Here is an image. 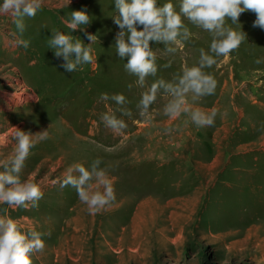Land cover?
<instances>
[{"label": "rangeland", "instance_id": "rangeland-1", "mask_svg": "<svg viewBox=\"0 0 264 264\" xmlns=\"http://www.w3.org/2000/svg\"><path fill=\"white\" fill-rule=\"evenodd\" d=\"M167 2L156 0V7ZM171 2L179 12L181 0ZM74 10H85L89 21L70 29ZM180 15L176 40L149 41L156 72L140 84L125 68L129 57L117 51L120 32L126 42L129 32L115 23L122 19L115 0H42L34 16L23 17V33L16 18L0 13V171L10 167L19 130L48 132L36 138L19 173L42 197L29 207L0 203L22 231L44 233L31 264H264V29L253 27L252 10L237 24L226 18L225 26L246 36L228 56H216L214 32ZM57 31L79 39L92 60L62 67L67 61L49 44ZM201 49L216 59L202 69L214 75L215 92L185 93L188 111L170 116L165 106L177 97L162 85L142 113V93L161 79L177 84L186 67L199 65ZM105 92L123 93L126 102L102 99ZM195 108H215L214 123L197 126ZM103 113L126 127L106 126ZM96 158L115 200L91 212L61 181L69 166L91 171ZM92 190H103L94 178Z\"/></svg>", "mask_w": 264, "mask_h": 264}, {"label": "clouds", "instance_id": "clouds-1", "mask_svg": "<svg viewBox=\"0 0 264 264\" xmlns=\"http://www.w3.org/2000/svg\"><path fill=\"white\" fill-rule=\"evenodd\" d=\"M70 2V0H69ZM122 19L117 18L115 23L121 29L127 26L129 32L128 42L125 41L124 32L121 31L117 38V51L121 57L129 58L125 68L134 74H138V83L143 84L144 77L156 72L155 55L149 47L150 40L174 41L182 26L180 13H183L193 23L203 29L214 32V38L210 48L216 56H228L237 48L246 36L242 30H236L225 26V19L230 18L232 24H237L241 13L252 10L256 13L253 27L264 29V0H181L180 11H174L171 0L162 7H156V0H115ZM42 7V0H0V13H10L14 18L16 27L23 33L25 25L23 17L34 16ZM89 21V15L85 10H74L71 19L67 21L70 29H76L79 25ZM142 24L143 30H137L136 25ZM185 36L188 29H183ZM89 40L95 36L88 34ZM17 44L24 48L29 46L27 39H18ZM50 46L56 49V56H63L67 63L63 64L67 71L76 69L77 65L90 62L92 56L90 49L83 46L79 39L72 41V37L59 31L49 41ZM170 51L172 49H169ZM75 53V60L70 59V54ZM216 62L215 57L209 56L201 49L199 65L186 67L180 75L177 84H165L161 79L153 82L148 91L142 93L139 105L142 113L156 99V90L159 86H165L177 99L170 101L165 106V113L177 116L181 111H188L184 94L191 91L197 97L211 95L215 92L217 81L213 74L205 72L204 67H211ZM260 59L256 63H260ZM102 99L115 100L117 104L126 102L123 93H114L109 97L108 93H101ZM217 110L204 112L199 108L191 110V120L197 126H210L214 123ZM106 126L115 131L126 127L123 120L114 114L103 113L101 117ZM168 131V129H166ZM48 135L46 130L35 134L19 130L16 134L17 145L15 156L10 161V167L5 164V170L0 171V203L8 206L29 207L35 206L43 193L40 186L28 179H21L19 173L29 150L34 146L36 138L44 139ZM101 159L96 158L91 171L83 164L75 163L67 169V174L61 181V187L71 185L75 187L80 201L84 202L89 211L96 212L115 200L113 184L105 169L99 168ZM78 172L79 175H73ZM93 178L97 185H103V190H92ZM0 264H31L30 254L44 247L42 236L44 233L37 230L22 231L17 220L8 215L7 208H0Z\"/></svg>", "mask_w": 264, "mask_h": 264}]
</instances>
